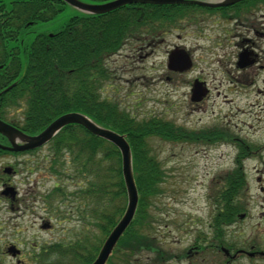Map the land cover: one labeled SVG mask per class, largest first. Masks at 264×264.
Here are the masks:
<instances>
[{
  "label": "trees",
  "instance_id": "trees-1",
  "mask_svg": "<svg viewBox=\"0 0 264 264\" xmlns=\"http://www.w3.org/2000/svg\"><path fill=\"white\" fill-rule=\"evenodd\" d=\"M66 7L61 0H0L1 81L3 86L16 82L3 96V104L11 97L18 105L25 102L22 128L30 134L40 132L64 113L79 111L126 136L133 152L139 207L107 264H139L144 249L158 251L151 227L145 233L149 226L147 207L165 176L148 139L193 137L200 141L202 136L154 117L139 121L117 102L102 97L104 86L113 78L109 60L126 41H137L145 33V40L151 42L176 28L181 19L198 18V13L191 12L203 8L130 5L106 14L75 15L54 32L34 31L36 25L55 19ZM34 32L35 37L30 38ZM5 109L6 104L2 116ZM48 157L49 169L57 178L67 174L68 161L69 177L84 179L80 196L95 215L100 231L94 240L83 237L51 243L48 264H91L126 207L121 154L112 143L70 124L51 141ZM66 189L59 181L45 200L59 206L69 196ZM39 261L41 264V255Z\"/></svg>",
  "mask_w": 264,
  "mask_h": 264
},
{
  "label": "rangeland",
  "instance_id": "rangeland-1",
  "mask_svg": "<svg viewBox=\"0 0 264 264\" xmlns=\"http://www.w3.org/2000/svg\"><path fill=\"white\" fill-rule=\"evenodd\" d=\"M207 1L212 3L221 0ZM80 12L68 5L55 19L44 23L41 28L35 27L34 31H57ZM263 13L259 12L257 21L251 23L258 31L264 29ZM205 14L208 16H200V24L190 23L185 28H174L162 34L158 38L164 41L156 47H150L149 40L142 43L132 39L126 41L121 51L109 60L113 78L102 92V97L117 102L139 121L154 117L200 136L209 127L223 129L230 138L223 139V135L215 141H192L182 137L169 141L156 136L148 139L149 149L160 162L165 176L159 184L160 191L149 198V226L145 233L151 227V236L156 239L155 246L167 253L170 250L177 254L185 251L196 237V234L186 235L187 232L209 231L213 209L208 196L215 184H220L219 176L233 168V158L241 143L234 138L251 141V146L264 140V109L260 107L264 98L258 96L256 88L241 86V83L233 86L231 82L230 88L233 90L227 91L229 81L223 76L219 59L224 56L226 62L230 60L231 64L234 63L236 53L233 52L237 49L229 48L226 44L235 39L220 31L217 15ZM244 17L241 16L242 19ZM35 32L30 38L35 37ZM237 32H242L241 38L251 36L258 40L257 34L243 30ZM223 41L225 45H221ZM175 46H184L191 52L194 69L183 73L169 71L168 52ZM261 46H264V40ZM200 76L209 82L212 93L205 101V95L199 101H192L190 82ZM18 111L17 120L23 114L22 109ZM243 147L246 149V146ZM49 154L50 146L47 145L27 156L29 164L37 163L39 168L32 174L25 173L17 184L27 200L25 203L20 202L18 212L0 202V264H15L12 256L4 254L5 243L21 240L22 249L29 252L32 244H38L39 249L49 248L53 242H69L83 237L94 240L95 235L100 233L94 223L95 215L87 209L88 203L80 196L85 185L84 179L69 177L68 161L65 163L67 174L55 177L47 168ZM59 181L67 186L69 196L56 207L44 197ZM175 234L180 238L176 244L173 243ZM139 257V264H180L173 260L167 263L158 261L157 254L147 249ZM26 261L35 264L34 256L28 255Z\"/></svg>",
  "mask_w": 264,
  "mask_h": 264
},
{
  "label": "flooded vegetation",
  "instance_id": "flooded-vegetation-1",
  "mask_svg": "<svg viewBox=\"0 0 264 264\" xmlns=\"http://www.w3.org/2000/svg\"><path fill=\"white\" fill-rule=\"evenodd\" d=\"M262 11H264V0H244L218 10L217 22L220 31L227 36L232 35L235 39L226 46L237 49L233 52L236 53L233 64L230 60L226 62L224 56H220L219 59V63L223 66L221 67L223 76L229 81L227 91L233 90L230 88L231 82L233 86L241 83V86L249 85L256 88L258 96L264 98V46H261L264 29L258 31L254 24H251L257 21V14ZM243 15L245 17L242 19ZM239 30L257 34L258 40L251 36L241 38L242 32H237ZM221 45H225L224 41ZM194 66L195 64L193 69ZM167 79L171 80L170 77ZM195 80L203 83L202 88L207 91L203 101L207 100L212 93L211 85L200 76L190 82L191 89ZM2 90L0 73V118L11 123L10 119L1 116L4 101ZM260 107L264 109V99ZM206 129L205 135L208 141L221 139L225 135L223 129L210 127ZM224 138H228L227 135ZM234 139L241 143L233 158V168L219 176L220 184H215L208 196L213 209L208 224L209 231L187 232L186 235L196 234V237L188 244L185 251L177 254L173 250L167 253L160 249L158 261L167 263L173 260L180 264H264V140L255 142L251 146V141L247 142L241 137ZM11 145V141L0 133V202L18 212L24 194L20 192L17 184L20 183V178L25 176V172L32 170L28 167L30 162L27 158L31 151L17 152L3 148ZM173 236L175 240L173 243L176 244L180 239L179 235ZM5 246V256H12L15 264H33L32 261H26L28 255L34 256L35 264L40 263V255L41 264H48L47 247L39 249L38 244H32V250L25 252L21 240L5 243ZM11 246H15V249L10 250Z\"/></svg>",
  "mask_w": 264,
  "mask_h": 264
},
{
  "label": "water",
  "instance_id": "water-1",
  "mask_svg": "<svg viewBox=\"0 0 264 264\" xmlns=\"http://www.w3.org/2000/svg\"><path fill=\"white\" fill-rule=\"evenodd\" d=\"M68 3L91 13H107L126 4L132 3H149V4H177L183 2L197 3L206 6H220L235 3L241 0H227L223 3H207L196 0H112L104 4H86L80 0H64ZM191 66V57L189 53L183 48H176L169 54L168 67L172 70L184 71ZM204 95V92L198 84H195L193 90L192 100L199 101ZM78 123L87 128L94 135L104 138L112 142L121 152L122 155V172L126 185L128 203L126 211L112 230L105 243L103 244L96 260L92 264H105L111 255L114 247L118 240L125 232V230L131 224L138 206V189L136 186L134 174H133V163H132V151L131 147L126 140L125 136L119 134L111 129L105 128L95 121H93L87 115L80 112H69L66 113L50 125H48L42 132L36 135H28L23 133L21 130L3 122L0 120V132L7 136L13 143L12 150H27L37 148L49 142L62 128L66 125ZM19 142H23L20 145Z\"/></svg>",
  "mask_w": 264,
  "mask_h": 264
}]
</instances>
